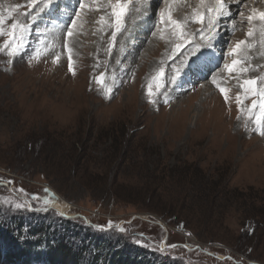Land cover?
<instances>
[{"label": "rangeland", "instance_id": "obj_1", "mask_svg": "<svg viewBox=\"0 0 264 264\" xmlns=\"http://www.w3.org/2000/svg\"><path fill=\"white\" fill-rule=\"evenodd\" d=\"M20 1L0 0L5 17L0 26V234L6 230L27 240L38 222L47 220L52 226L47 233L57 226L70 232L78 224L112 242H135L154 264H264V111L259 113L264 78L257 73L259 65L251 68L239 58L251 26L240 14L249 11L244 3L227 24L235 30L228 31L225 49L217 45L225 40L220 30L211 41L218 66L199 79L188 69L198 52L189 49L190 43H204L202 34L176 49L183 34H167L171 18L163 0H146L149 13L136 8L143 0H121L118 22L113 7L119 6L104 0L105 27L100 26L105 16L100 0H84V8L79 0L71 1L48 20L40 10L47 0ZM191 1L182 7L188 9ZM133 8L141 10L135 20ZM71 11L72 20L82 23L70 39L74 44H67L73 72L64 47L68 40L56 43V35L47 34ZM13 21L18 25L15 40L7 35ZM159 40L163 47L155 55L151 49L158 48ZM239 40L245 43L231 54ZM163 55L166 65L159 64ZM178 57L180 68L169 71ZM234 59L239 74L230 77L224 66ZM249 79L256 80L255 95L249 86L241 87ZM121 133L127 159L109 162L116 148L111 140ZM47 141L57 145L56 160L40 154L50 146ZM188 171L195 172L191 179L185 177ZM198 175L211 179L202 200L195 198ZM92 188L98 191L95 197ZM109 188L123 197L118 200ZM151 189L176 207L174 216L146 208L151 203L141 194ZM62 200L68 203L64 212L54 206ZM0 264L8 263L0 257Z\"/></svg>", "mask_w": 264, "mask_h": 264}, {"label": "bare ground", "instance_id": "obj_2", "mask_svg": "<svg viewBox=\"0 0 264 264\" xmlns=\"http://www.w3.org/2000/svg\"><path fill=\"white\" fill-rule=\"evenodd\" d=\"M71 1H74L73 3L76 2V0H52V3L49 4L48 0H47L46 2H44V5H41V9H40L42 11V15L41 16H47L46 19L48 20V17L54 16L56 14H59L60 11L62 10V8L66 6V4L70 5L72 3ZM110 1H113V0H108V2H110ZM188 1H190V0H163V10L166 12L167 16L170 15V18H171L169 20V22H167V24L164 23V24H166L167 32H169V33H167L166 30H165V32L167 34H174V33H178L180 31V33L183 34V37H182L181 42H180V43H182V42H184L187 39L190 40L192 38H196V36L201 34V29H204L205 31H207V27H208V24H209V17H211L212 20L215 21V27H214L215 35H214V38L216 36H218V35H221L219 33L220 31L223 32L221 38L225 39L226 41L222 40V39H219L220 41L217 42V45L219 47H222L223 49H225V47H226L225 43H227L228 40H229L228 31L229 30H235V29H233L232 25H227V24H229V21H231V18H233V16H235L234 13L236 12V10H239V11L242 10L243 7L241 8V5L243 3L245 5L244 9L246 11L249 9V11H250V12L248 11V12H245V13H242V12L240 13L246 19H247V17L250 14H252V9L253 8L257 9L258 11H264V0H248V1H246V0H223V9H222L223 15H220L219 12L216 11L215 0H203V3H201V0H192L190 2V5H189L188 9H184L185 7H182V4L184 2H188ZM105 2H104V0H100V2L98 4L99 8L101 9L102 14L105 15L104 18L102 17L103 20L101 19V21H100V26H104V27L109 23V17L106 15V12L108 10V6H107V3H105ZM7 3H9V2H7ZM139 6H141V10L144 7V9H147L146 13H149L150 8H149V5H148V1L143 0V2L141 4L136 5V8L139 7ZM14 7H15V5H14ZM27 8H28V6H27ZM38 8H40V6H38ZM136 8L135 9L133 8L134 10L131 12V20H132V18L135 20V18L138 16V13H140V11H141L140 10L139 12H137ZM208 9H212V11L209 12ZM33 12H35V11L33 10ZM73 13H74V11H73ZM197 13L200 14V17L203 16L204 20L200 19L198 21L197 18H196ZM241 15L238 16V17L240 18ZM72 17H73V15H72V11H71L70 17L65 18V20L63 22L61 20H58L59 22H57L55 25H54V23L51 26L49 25L50 27H49V30L47 31V34L51 33L52 35H56L55 36L56 43H59V42L63 43L64 40H68L67 44L69 46H71V44H74V43H72L73 41H70V39H73L74 38L73 34L76 35L77 32H78L77 31L78 29L76 28V26L79 27V26H81L82 23L81 24H77V22H76L77 25H75L73 27V31H76V32H72L71 36H66V34L64 33V30H63V27L65 28L68 25L72 24V22H71ZM151 17L149 16L147 21H143V23H144L143 25L144 26H147V23H148V21H150ZM39 21L42 24L44 19L40 18ZM49 21H50V19H49ZM171 21H176L177 22L176 25H173L171 23ZM239 22H241V20H237V19L235 20V26L236 27L240 26ZM247 22L249 24L248 26L251 25L250 27L252 28V33L250 35L247 34V36L245 37L246 45L243 46V48L241 50L242 54H241V56H239V58L241 57L242 59H245V61L249 65H251V68H255L256 65L257 66L259 65L257 73H258V75H260L261 77L264 78V73H263V69H264V67H263L264 66V20H260L257 17L251 23H249L248 20H247ZM128 24L129 23H127V25ZM83 25L87 26L86 22H83ZM217 26H219V29H217ZM100 28H102V27H100ZM122 35L123 36H120V40L125 37V34H122ZM243 36H244V34H243ZM47 37H48V35H47ZM49 38H50V36H49ZM60 38H61V40H60ZM148 38L149 37L147 36L146 39H148ZM218 38H219V36H218ZM171 39H173V38H171ZM178 41H180V40H178ZM178 41H177V43H178ZM169 42L170 41H166L165 54L167 53V49H169L168 48V45L170 44ZM157 43H160V44H157L158 48L151 49L152 52L155 55L158 54L157 52H158L159 48L163 47V45H161V41L160 40ZM214 44L216 45V43H214ZM190 45L191 46H190L189 51L192 50V46H193L191 43H190ZM170 47H171V45H170ZM72 50L75 51V49H73V48H72ZM149 51H150V48H149ZM169 52H171V51H169ZM223 53L224 52H221V56L223 55ZM174 54L175 53H173V55ZM213 54L214 53H210V48L202 47V49L199 50L198 53L194 56V60L189 61V62H192L193 66L191 67V69L190 68H188V69L190 71H193L194 74H196L198 72L199 73L198 74V78L199 79H201L202 76L205 78V76L208 75L212 71V68H214L216 65L218 66V62L214 63V60H216V58H215L216 55H213ZM164 55L161 58V60L159 61L160 65L168 64L167 63V58ZM186 56H188V55H186ZM181 61H182L181 57H178L175 62L174 61L171 62L172 64L170 63L169 66H168L169 67V71L172 70V72H176L180 68V63L179 62H181ZM246 62H245V64H246ZM203 69H204V73L201 72V70H203ZM198 70H200V71H198ZM251 70H253V69H251ZM149 71H151V70H149ZM237 73H238L237 66H235V69L232 72H229L227 70L225 71V75L228 74V75H230V77H233L232 74L236 75ZM259 87H260V89L264 88V80L263 79L260 80ZM261 98H262V96H261ZM262 101L264 103V96H263V100ZM263 111H264V109H262V111L260 110L259 113L262 114ZM54 206L57 207L58 209H60L62 212H64L68 208V203H66L63 200L59 201V202L55 201L54 202Z\"/></svg>", "mask_w": 264, "mask_h": 264}, {"label": "trees", "instance_id": "obj_3", "mask_svg": "<svg viewBox=\"0 0 264 264\" xmlns=\"http://www.w3.org/2000/svg\"><path fill=\"white\" fill-rule=\"evenodd\" d=\"M121 137H114L111 140V147L116 146V148L111 152L112 154H109V162L114 163L118 157L127 159V157H124L125 151L120 148L124 133H121ZM47 142L50 143V146H46V150L42 149L40 154L43 158L48 157V159L56 160L55 151L57 150V145L55 144L56 146L53 148L51 147L53 142ZM43 143H45V140ZM73 151L75 152V148H73ZM173 172V169L169 170V174ZM194 173L188 171L185 177L191 179ZM198 178L200 180V189L195 190L196 199L206 196L205 192L209 193L211 184L209 177L205 178L204 175H198ZM90 191L94 197L98 194L95 188H92ZM106 191H111L118 200L123 197L119 190L115 188H109ZM141 195L143 200L146 195L149 198L148 203H151V205L146 208L151 211L162 214L166 213V215L170 216L175 215L177 211L176 207L172 206L170 202L159 200L161 196H157V193L153 189L145 191V194ZM206 201L208 200L206 199ZM203 204L205 203L203 202ZM45 221L43 223L41 221L38 222V226L34 228V232L30 231L31 237L27 240L20 241L9 231L2 230L0 234V257L8 264H154V260H151V255L135 242L129 243L124 240L112 242L108 238H104V236L90 230L89 226H79L78 224H74L70 232L63 231L62 233L58 230L59 226H57L54 228L53 234L47 233V229L52 226L45 224ZM66 222L70 223L69 221ZM179 222L176 224H179ZM180 224L181 226L184 225L183 222ZM42 241L46 247L45 251H41Z\"/></svg>", "mask_w": 264, "mask_h": 264}, {"label": "snow or ice", "instance_id": "obj_4", "mask_svg": "<svg viewBox=\"0 0 264 264\" xmlns=\"http://www.w3.org/2000/svg\"><path fill=\"white\" fill-rule=\"evenodd\" d=\"M34 0H29V3H33ZM48 3L51 4L52 0H48ZM80 3V7L84 8V0H79ZM201 3H203V0H201ZM115 5H118L119 7L114 6L113 7V14L116 17L117 22L119 21L121 14L124 11V7L123 4L121 3V0H115ZM215 5H216V11L219 12L220 15H223V0H215ZM212 9H209V12H211ZM80 15L79 11L76 12V16L78 17ZM259 18L260 20H264V11H258L257 9L253 8L252 9V14H250L247 17V20L249 21V23H251L255 18ZM197 20L199 21L201 19L200 14L197 13L196 16ZM5 20V17L3 15H0V26L3 25ZM171 23L173 25H176V21H171ZM76 25V19L74 18L72 20V24L68 26L67 29V33L66 36H71L72 32H73V27ZM17 22L13 21L12 24L10 25V31L7 33V35L12 39L15 40L16 38V29H17ZM214 27H215V21L212 20L211 17H209V24L207 27V31H205L204 29H201V39L204 41L203 44H201L200 42H196L193 46H192V52H198L200 50V48L202 47H211V40L214 38ZM3 29L2 27H0V32H2ZM252 33V28L250 27L248 29V34L250 35ZM113 36H115V32H113ZM187 42L186 40L182 43H179L176 45V49L183 47V43ZM10 43V41H5V44ZM245 43V41L243 40H239L237 41L230 49V53L231 54H235L240 48L241 46ZM65 49L69 51V56H68V70L69 72H73V67H72V56L70 53V50L68 49L67 43L65 42L64 45ZM187 51V50H186ZM10 54H14V52H10ZM191 54V53H189ZM183 55V54H182ZM56 59H59L58 57ZM183 62V61H181ZM239 63L238 60H232L230 64H226L224 67L227 69V71L232 72L235 69V66ZM175 79V77L173 78ZM213 83H215V81H213ZM256 84V80L255 79H249V80H245L243 82V84L241 85V87H243L244 85L249 86L250 90L252 91V93L255 95L256 94V89L255 87H253ZM222 94L226 92V89H221ZM260 95L264 96V88L260 89ZM227 99V97H225ZM239 95L237 96V103L239 104ZM255 101H253V105H255ZM261 108L264 109V103L261 104ZM260 117H257V120H259ZM18 209L22 208V205H17L16 206ZM28 210H35V209H28ZM138 242V241H137Z\"/></svg>", "mask_w": 264, "mask_h": 264}, {"label": "water", "instance_id": "obj_5", "mask_svg": "<svg viewBox=\"0 0 264 264\" xmlns=\"http://www.w3.org/2000/svg\"><path fill=\"white\" fill-rule=\"evenodd\" d=\"M54 206L53 205H50L48 208H53Z\"/></svg>", "mask_w": 264, "mask_h": 264}]
</instances>
